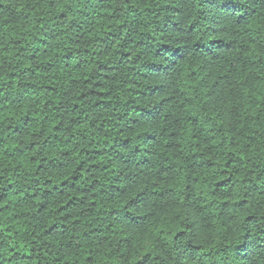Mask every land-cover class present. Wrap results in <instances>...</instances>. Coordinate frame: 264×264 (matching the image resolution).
<instances>
[{
  "label": "clouds",
  "instance_id": "clouds-1",
  "mask_svg": "<svg viewBox=\"0 0 264 264\" xmlns=\"http://www.w3.org/2000/svg\"><path fill=\"white\" fill-rule=\"evenodd\" d=\"M0 264H264V0H0Z\"/></svg>",
  "mask_w": 264,
  "mask_h": 264
}]
</instances>
